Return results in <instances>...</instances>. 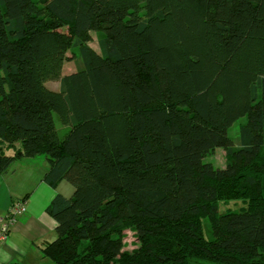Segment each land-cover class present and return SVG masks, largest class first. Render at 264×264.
I'll return each instance as SVG.
<instances>
[{"label": "trees", "instance_id": "obj_1", "mask_svg": "<svg viewBox=\"0 0 264 264\" xmlns=\"http://www.w3.org/2000/svg\"><path fill=\"white\" fill-rule=\"evenodd\" d=\"M41 154L54 264H264V0H0V172Z\"/></svg>", "mask_w": 264, "mask_h": 264}, {"label": "crops", "instance_id": "obj_2", "mask_svg": "<svg viewBox=\"0 0 264 264\" xmlns=\"http://www.w3.org/2000/svg\"><path fill=\"white\" fill-rule=\"evenodd\" d=\"M91 47L100 53L99 48ZM54 81L56 84L50 88L59 91L60 81L50 82ZM47 86H50L49 82ZM8 145L5 143L4 147L8 154H12L13 147ZM14 146L20 147L16 142ZM50 167L49 157L41 154L22 157L7 172H0V214L7 213L15 201L26 200L28 203L27 212L19 216L7 240L0 243V264H51L41 248L58 237V223L47 212V207L56 194L71 198L75 188L65 179L55 187L49 185L45 175Z\"/></svg>", "mask_w": 264, "mask_h": 264}, {"label": "rangeland", "instance_id": "obj_3", "mask_svg": "<svg viewBox=\"0 0 264 264\" xmlns=\"http://www.w3.org/2000/svg\"><path fill=\"white\" fill-rule=\"evenodd\" d=\"M101 38V34L97 31H91L89 35L88 44L90 46H94L99 48V40ZM81 67L80 63V56L78 48H72L68 50L66 55V60L63 66V73H72L78 70ZM51 87L52 85L56 84V81L49 82ZM54 87V86H52ZM60 89V84H59ZM247 121L246 117L239 118L236 122L231 125L229 128V135L235 140L236 146H238V137L240 132V127ZM56 125L58 127L62 126L61 123L58 121L56 117ZM18 146L21 145L20 141L16 142ZM12 149H10V152ZM205 162L212 163L215 167H225L228 163V156L223 148H217L213 153L209 154L205 159ZM247 206V201L244 198H231V199H220L219 200V213L224 214L232 211H240ZM203 226H204V234L206 237L211 238L212 233L209 228V220L207 218L203 219ZM123 241H124V248L125 250L132 251L135 250L139 246V241L137 234L132 226H128L123 230ZM48 262L53 264L52 261L47 259Z\"/></svg>", "mask_w": 264, "mask_h": 264}, {"label": "built area", "instance_id": "obj_4", "mask_svg": "<svg viewBox=\"0 0 264 264\" xmlns=\"http://www.w3.org/2000/svg\"><path fill=\"white\" fill-rule=\"evenodd\" d=\"M27 210V201L18 200L13 203L7 213L0 214V243L7 240L12 226L17 222L19 216L27 212Z\"/></svg>", "mask_w": 264, "mask_h": 264}]
</instances>
